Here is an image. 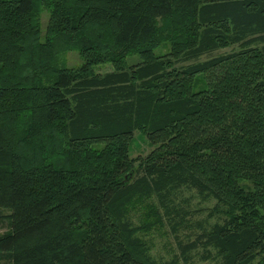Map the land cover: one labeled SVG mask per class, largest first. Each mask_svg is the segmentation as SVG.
I'll use <instances>...</instances> for the list:
<instances>
[{"label":"trees","instance_id":"16d2710c","mask_svg":"<svg viewBox=\"0 0 264 264\" xmlns=\"http://www.w3.org/2000/svg\"><path fill=\"white\" fill-rule=\"evenodd\" d=\"M183 189L218 218L186 241ZM2 212L0 264H264V0H0Z\"/></svg>","mask_w":264,"mask_h":264},{"label":"rangeland","instance_id":"374dc122","mask_svg":"<svg viewBox=\"0 0 264 264\" xmlns=\"http://www.w3.org/2000/svg\"><path fill=\"white\" fill-rule=\"evenodd\" d=\"M41 14V29L44 32L45 26L47 25L48 14L46 11H40ZM168 46L159 45L154 49V53L160 55L167 51ZM235 50V47L228 48L222 51H218L213 54V56H218L222 54H228ZM204 60V59H203ZM138 61L136 55L131 56L128 59V63L134 64ZM58 64L67 68H76L81 64V60L79 59L78 53L75 51H70L65 54H61L58 58ZM96 73L104 74L112 71L110 65L99 66L95 68ZM196 84L193 90L196 92L205 88L206 81L203 77H198L196 80ZM151 148L148 147L147 140L144 136H140V134L136 133L134 136V141L132 143V151L131 157L137 156H145ZM177 198V204L181 202L180 207L187 212L186 220L188 226L185 228L184 226L178 229L177 238L180 241H186L188 238L193 237L192 234H196L199 230L196 228L198 223L208 224L214 223L218 220L217 216H214L212 213L213 207H215V203L213 201H202L194 192L188 190H181ZM186 202V203H184ZM148 202L143 203L141 206L136 207L135 211L130 213V220L134 224V226L138 227L143 225L146 219V209L145 205ZM0 234L5 233L8 230V220L3 218V216L7 215V212L0 213ZM190 226H193L191 228ZM141 238L148 244L150 247V254L154 260L158 262H172L175 260V257L178 256L177 249V240L175 239L174 233L170 232L169 226L167 224L164 228H154L150 232L145 233L144 235L140 234ZM177 264H213L212 262H200L198 258L193 257L188 260V263H185L178 258Z\"/></svg>","mask_w":264,"mask_h":264}]
</instances>
